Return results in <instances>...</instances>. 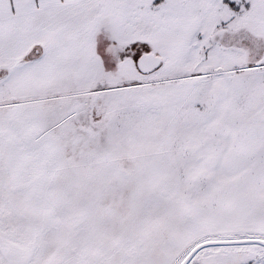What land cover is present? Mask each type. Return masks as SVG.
Here are the masks:
<instances>
[{
	"label": "snow or ice",
	"instance_id": "6c2138e0",
	"mask_svg": "<svg viewBox=\"0 0 264 264\" xmlns=\"http://www.w3.org/2000/svg\"><path fill=\"white\" fill-rule=\"evenodd\" d=\"M0 264H264V0H0Z\"/></svg>",
	"mask_w": 264,
	"mask_h": 264
}]
</instances>
